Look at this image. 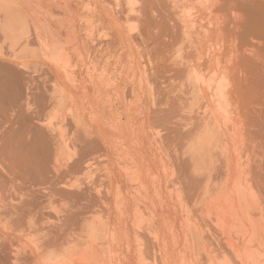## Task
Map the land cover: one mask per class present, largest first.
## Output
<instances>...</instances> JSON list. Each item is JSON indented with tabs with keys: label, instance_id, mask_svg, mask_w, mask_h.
<instances>
[{
	"label": "rangeland",
	"instance_id": "1",
	"mask_svg": "<svg viewBox=\"0 0 264 264\" xmlns=\"http://www.w3.org/2000/svg\"><path fill=\"white\" fill-rule=\"evenodd\" d=\"M120 1L8 0L9 7H14V9L13 7L8 9L7 4L5 5L6 0H0V57L1 54L4 57L0 60L10 59L7 65L11 64L13 67L11 65L9 67L22 71L24 81L27 83V92L17 102V106L12 105L17 110L10 107L8 112L15 111L14 114L18 116V113L25 108V111H30L25 105L28 103L31 111L27 114H31L35 111L36 105L41 108L43 106L41 117L53 116L50 118L53 120L52 127L59 129L53 130L55 133L58 132L55 140L59 137L60 142H64L62 140L66 138L65 142L70 138L74 139L76 144L71 140H69L70 144L66 143L69 147L74 144L78 152L74 159L76 161L73 160L77 166H67L72 161L69 159L65 161V158L71 154V149H75L71 146V149L67 147L68 151L66 148L61 150L62 145L58 144L57 148L60 147V149L56 151H60L55 153L53 160L51 159V165L46 166L48 172L45 173V170L44 173L47 176L41 174V177L39 175V177L37 175L31 177V174L28 176L27 169L23 166L8 170L6 166H10L12 162L0 152V166H5V169L10 172L2 173L1 177L4 176L2 179L5 182L0 178V264H37L38 261V264H45L43 261L47 260L46 256H49V259L55 258V254L61 249L64 251L65 247L66 250L70 248L67 251H72L73 254L68 252L69 255L72 254L71 257L73 255L76 257L74 261L68 256L72 263L74 262L73 264H76L75 262L97 264V261L98 263L103 261L101 264H154L155 262L156 264H202L206 262L207 252L201 249L204 241L199 240L200 236L207 240L206 244L213 245V249L216 246L214 240L220 232L213 224H210L208 219H202L199 210L205 207L207 196L215 189L214 184H211L209 189L206 187L207 177L211 175L213 183L217 179L219 172L217 169H220L218 168L220 164L217 163L218 166L213 162V165L216 164L212 165L213 167L209 164L211 169L208 170L209 172L206 170L208 169L206 164V169L198 166L204 169L203 171L200 168L196 170L192 157L186 152L190 141L187 139H191L190 134L193 135V131L198 127V114L203 112L202 104L206 102L201 99L204 100L201 101V106L196 101L195 103L192 97L190 98L193 96L190 90L187 91L190 89L187 78L184 79L187 81L186 85L183 84L185 72L183 64L188 58L194 61V54L192 55L191 50L187 49L189 44L181 43L180 32L174 29V23L177 22L174 21L176 19L173 15L174 10L167 0H140V3L138 0L133 10L129 9L124 0L121 3ZM12 2L14 4L10 6ZM118 2L120 6L117 5ZM237 4H240V0H221L218 6L214 4L216 6L214 10L219 11H216L214 15L220 17L221 22L225 20L222 23L223 26H229L226 30L230 32H226L225 27L222 29L224 33L226 32L224 36L222 33L226 41H228L226 39L228 34L236 32L234 22H231L236 14L242 16V21L249 19L247 10L245 9V12L242 7L238 8ZM12 12H16L15 16H19L17 21H14L16 17L13 15L15 19L11 23L12 20L6 21L8 17L12 19L11 15H6ZM20 16L24 17V22L27 21L25 25L20 24L23 20ZM234 21L237 22V19ZM7 22L12 26L10 28L8 25L10 29L6 26ZM17 22L20 23L16 25ZM14 36L20 37L18 43L11 40V37L15 38ZM232 36L233 34L229 40ZM248 40L240 41L239 39V43L237 42V47L241 48L238 51L241 59L238 57L235 58L236 62H232L235 68L239 67V69L235 70L231 62L229 68H232L234 72L230 71L231 74L228 72L230 74L228 75L233 79L230 80L233 81L231 90L236 89L239 90L238 93L241 92L239 93L241 97L238 98L240 109L244 108L247 111L248 107L249 112V115L244 113L245 110L243 112L246 115L244 118L246 122L243 121L247 124L244 131L246 141L244 136L240 138L242 139L238 144L240 151L238 150L239 152L235 154L241 152L243 154L242 156L240 154L241 159L249 155L248 160L252 162L248 165H251L252 169L250 167L249 170L251 169L252 172L247 168L246 171L249 175L251 174L252 180L255 178L259 181L258 184L255 180L254 182L251 180L253 186L255 183L260 187L263 184L261 188L257 187V184L256 188L254 187L257 192L258 189L261 190H259L260 193L258 192L259 198L264 197V190H262L264 188V167H262L264 166V91H262L264 90V51L258 52L262 58L259 59L260 61L248 54L244 55V50H251L263 44V41L257 38L250 39L251 42ZM180 50L183 52L180 53ZM66 58L70 61L65 60ZM222 59L225 60V58ZM16 60L26 67L16 66ZM250 60L252 62H248ZM177 61L181 62V66L177 64ZM3 63L6 65V61ZM3 63L0 62V65ZM241 72L244 73L241 74ZM241 78L247 79V82L242 81ZM52 85L58 88L56 87L54 91ZM240 88L244 91L242 92ZM56 91L57 94H54ZM59 100L62 102H58ZM71 100L82 108L79 111L85 113L83 118H79ZM37 101L42 104L38 105ZM18 106L24 109L18 110ZM66 108L77 115H73L72 118V113L68 114L69 111ZM11 113H7L8 117L7 115L0 117L1 142L3 135L13 132L9 124H12L17 116L14 118L15 115ZM243 113L241 112L242 115ZM49 118L46 117V119ZM74 118L83 119L81 121L85 122L87 129L85 126L82 127V124L74 123ZM62 119L64 125L61 127ZM35 120L37 124L39 122L41 125L48 124L44 123L47 122L45 119ZM55 122H57L56 125ZM255 122L259 124V128L256 127ZM247 128L250 129V133L247 132ZM261 128L263 131L260 130ZM188 130L192 132L189 133ZM248 134L251 135L248 136ZM62 137L66 138L62 139ZM86 140L91 142L89 145L93 148L90 147V153L81 156L83 143ZM65 142L63 145L66 147ZM66 153L70 154L66 155ZM218 154H216L217 157ZM219 158H222L220 154L217 159ZM77 160L80 161L77 162ZM243 160L246 161V159ZM245 161L242 163L248 162L245 163ZM62 163L66 166H62ZM40 180L43 182L40 183ZM76 182L82 186L70 187ZM2 186L5 189H2ZM207 189L210 192L208 194H206ZM19 194L22 197H19ZM10 197L15 201L12 202ZM97 219L102 221L99 222ZM196 226L202 231L197 230ZM93 227L96 229L99 227V230L105 231L98 232V235L102 234L100 239L96 237L98 229L94 228L93 232ZM91 245L97 246L96 249ZM101 245H104L103 251ZM89 246L93 249L87 248ZM89 252L93 257L89 255ZM65 253L62 255L66 256ZM99 253H103V258ZM77 256L81 259L78 260ZM95 257L102 259L100 258V261ZM48 261L46 264H50L52 259L50 263Z\"/></svg>",
	"mask_w": 264,
	"mask_h": 264
},
{
	"label": "bare ground",
	"instance_id": "2",
	"mask_svg": "<svg viewBox=\"0 0 264 264\" xmlns=\"http://www.w3.org/2000/svg\"><path fill=\"white\" fill-rule=\"evenodd\" d=\"M119 0H116V2ZM123 1V0H121ZM120 1V3H121ZM127 5L130 7L129 9L133 10L134 9V5L136 6V2L138 0H124ZM221 0H167V2H169L172 6L173 11V15L175 16L176 19H174V21L176 20L177 22L174 23V29H178L180 32V35L182 37V42L181 43H185V45H190L187 47V49L192 52V55L194 56V61L190 58H188V60L186 59V63L183 64V68L185 70V72L183 73V80L187 78V81L184 80L183 84L186 82L189 83V88L187 91L190 90V94L193 96H190V98L192 97V99L194 100V102L196 101L197 104L201 103V101L203 102L204 100L206 101L205 104H202V113L198 114V127L195 129V131H193V135L190 134V138L191 139H187L190 140L187 144V148H186V152L187 154H190V156L192 157V161L194 162V165H196V170L198 168H200L202 171L204 169H206L205 164L207 165L206 169L207 171L210 169L209 168V164L212 166L213 162H215L218 166V168H220L219 170L217 169L218 172V176L217 179L212 183L211 182V175H208L207 177V181H206V187L209 189V186L211 184H214L213 188L215 187L213 193L208 192L207 189V193H210L207 196V200H205V207L201 210H199V214L201 215L202 219H208L210 224H213L217 229L218 232H220V235H218V237L214 240L216 243V246L213 249V245H208L206 244V241L203 239L204 237H201L199 240H203L204 242H202V250H205L207 254V257L205 260L206 262L202 263V264H264V197H262L261 200H259L258 198V192L260 189H258V192L256 191V184L255 186H253V180H255V178L252 180L251 178V174L249 175L246 171V168L248 169V171H250L252 169L251 165L248 163L252 162L250 160H248L249 155H246L247 158H243L241 159L240 154H235L238 150L240 151V146L238 147L239 141L241 143L240 139L241 137L244 136V131L246 130V123H244V121L246 122V120L244 119L246 117V115H244V113L249 115L248 112V107H247V111L243 109H240V102H238V98L239 96L241 97V92L238 93V91L236 89L231 90L232 85L230 80L231 77L229 78V75L231 74L230 71L234 72V70H232V68L230 67V63L233 61H235V58H238V51H240V49L237 47V42L239 43V39L241 40H253L255 38L259 39L260 41H263V44L261 46H255L254 48H252L251 50H244V55L248 54V56H251L253 59L254 57L259 60L261 58V55H259V51H264V0H240V4H237V7L240 8L242 7L245 11V9L247 10V13L249 15V19L242 21V16L241 15H235V19H237V22H234V26L236 27V32L234 31V33H231L232 39L229 40V38H231V35H229L230 37L228 38V35L226 37V39H228V41H226L223 36L226 35L225 33L228 31L226 30V28H228V25L223 26L224 21L221 22V18L218 16H215V12L217 10H214V4H219ZM7 2V3H6ZM5 5L6 8L8 7V9H11L13 6V2L10 6H12L11 8L9 7L8 4V0H6ZM239 2V1H237ZM11 3V2H9ZM140 3V0L139 2ZM119 5V2L118 4ZM93 6V5H91ZM120 6V5H119ZM221 6V5H220ZM4 7V6H3ZM3 7H1L3 9ZM170 7V6H169ZM216 8V6H215ZM222 8V6H221ZM7 9V10H8ZM14 9V7H13ZM21 9V8H20ZM218 9V8H217ZM223 9V8H222ZM3 11V10H1ZM4 11L5 7H4ZM14 11V10H12ZM16 11V10H15ZM8 12H10L8 10ZM135 12V11H134ZM219 12V11H217ZM246 12V11H245ZM7 13V12H6ZM5 13V14H6ZM13 13V14H12ZM11 14H8L6 16H10L11 17L14 15V17H16L17 21V16H15L16 12H12ZM131 13V11H130ZM221 14V13H220ZM218 15V14H216ZM10 17V18H11ZM14 17H12V19H9V17L7 18L6 21H13V19H15ZM20 18H22V16H20ZM22 22L20 19H18V21L20 20V24H24L26 22L24 17L22 18ZM97 22V21H96ZM172 22V21H171ZM230 22V23H231ZM7 22L6 26L7 28L12 27L11 24ZM17 22L16 25L19 24ZM129 23V22H128ZM226 24V23H225ZM232 24V23H231ZM230 24V25H231ZM241 24V25H240ZM9 25V26H8ZM13 25V24H12ZM25 25V24H24ZM23 25V26H24ZM223 27H222V26ZM15 27V23L13 25ZM228 26V27H227ZM232 26V27H234ZM240 26V27H239ZM172 27V26H171ZM225 27V28H224ZM235 27L233 30H235ZM9 28V29H10ZM17 28V26H16ZM225 29L226 32L224 33V31H222V29ZM19 29V28H18ZM172 29V28H171ZM173 29V30H174ZM232 31V28H230ZM20 30V29H19ZM22 30V28H21ZM100 30V29H99ZM23 31V30H22ZM98 32V31H97ZM230 32V30L228 31ZM222 33L223 36H222ZM20 34V33H19ZM176 34V33H175ZM23 35V34H21ZM20 35V36H21ZM91 35V34H90ZM99 35V34H98ZM102 36V35H101ZM174 36V34H173ZM172 36V37H173ZM15 38L17 36H14ZM27 37V36H25ZM93 37V35H92ZM15 38L11 37V40L15 41V43L19 42V38ZM24 38V37H23ZM29 38V37H28ZM174 38H176V36H174ZM22 39V36H21ZM178 39V37H177ZM181 39V38H180ZM18 40V41H17ZM175 40V39H174ZM248 40V41H249ZM250 40V42H251ZM177 41V40H176ZM94 42V41H93ZM24 43V42H23ZM187 43V44H186ZM248 43V42H247ZM27 44V43H26ZM179 44V43H178ZM241 45V44H240ZM243 45V43H242ZM258 45V44H257ZM27 46V45H26ZM175 47V46H174ZM260 47V48H259ZM26 48V47H25ZM182 48V47H181ZM227 48V49H226ZM259 48V50H258ZM29 49V47H28ZM174 49V48H173ZM177 49V48H176ZM227 51H226V50ZM26 50V49H25ZM175 50V49H174ZM29 51V50H28ZM178 51V50H177ZM188 51V52H189ZM25 52V51H24ZM179 52V51H178ZM183 52L180 50V53ZM32 53V52H31ZM64 55V53H63ZM62 55V57L64 58V56ZM184 55V54H183ZM191 55V54H190ZM238 55V56H237ZM180 56V54H179ZM8 57V56H7ZM61 57V56H60ZM172 57V56H171ZM182 57V56H181ZM188 57V56H187ZM191 57V56H189ZM0 58H4L3 55L1 54ZM10 58V57H9ZM222 58H225V60H223ZM240 58V57H239ZM53 59V58H52ZM62 59V58H61ZM177 59V58H176ZM179 59V57H178ZM182 59V58H180ZM241 59V58H240ZM243 59V58H242ZM247 59V58H246ZM262 59V58H261ZM3 60V61H1ZM0 62H5L6 61V65L1 64L0 65V117L2 116H6L8 117L7 113H11L8 112L10 110V107L13 109V106H17V102L20 101V99L22 98L23 94L25 92H27L26 90V86L27 83H25L24 81V75L22 73V71L17 70L15 68H11L7 65V62L9 64L10 59H1ZM15 59H13L14 61ZM67 60V58L65 59ZM69 60V59H68ZM67 60V61H68ZM183 60V59H182ZM17 61V60H16ZM54 61V60H53ZM70 61V60H69ZM68 61V62H69ZM237 61V60H236ZM235 61V62H236ZM240 61V60H239ZM246 61V60H245ZM260 61V60H259ZM264 61V60H263ZM12 62V61H11ZM66 62V61H65ZM67 62V63H68ZM178 62V61H177ZM184 62V61H183ZM232 62V64H233ZM242 62V61H241ZM240 62V63H241ZM248 62H252L251 60ZM262 62V61H261ZM14 64V62H12ZM17 63V64H16ZM16 66H20V67H26L23 63H19L18 61L16 62ZM239 63V62H238ZM258 63V62H257ZM177 64H181V62L177 63ZM247 64V63H246ZM234 65V64H233ZM258 65V64H257ZM12 66V65H11ZM181 66V65H180ZM239 66V65H238ZM237 66V67H238ZM254 66V65H253ZM256 66V65H255ZM13 67V66H12ZM245 67V65H244ZM231 69V70H229ZM234 69L237 70L239 69V67L236 69L235 65H234ZM182 70V69H181ZM183 70V71H184ZM229 70V71H228ZM263 70V69H262ZM230 74H229V73ZM239 72V71H238ZM262 72V71H261ZM107 73V72H106ZM236 73V72H235ZM244 72H241V74ZM229 74V75H228ZM256 74V73H255ZM67 75V74H66ZM185 75V76H184ZM240 75V74H239ZM234 76V75H233ZM119 78V77H118ZM181 78V77H180ZM71 79V78H70ZM115 79H117L115 77ZM240 79V78H239ZM238 79V80H239ZM242 79V78H241ZM247 82V79H244ZM242 79V81H244ZM114 81V80H113ZM240 81V80H239ZM260 81V79H259ZM180 82V81H179ZM56 83V82H55ZM244 83V82H243ZM258 83V82H257ZM264 83V81H263ZM57 84V83H56ZM54 84V85H56ZM182 84V83H180ZM182 84V86H183ZM240 84V82H239ZM263 85V84H262ZM53 86V85H52ZM236 86V84H235ZM245 86V85H242ZM247 86V85H246ZM245 86V87H246ZM260 86V85H259ZM54 87V86H53ZM58 88V86L54 87V91L56 90L55 88ZM179 87V85H178ZM238 87V86H237ZM253 88V87H252ZM259 88V87H258ZM261 88V87H260ZM259 88V89H260ZM187 89V88H186ZM185 89V90H186ZM239 89V88H238ZM256 89V88H255ZM60 90V89H59ZM181 90V89H180ZM241 90V88H240ZM251 90V88H250ZM254 90V89H252ZM52 91V90H51ZM65 91V90H64ZM63 91V92H64ZM242 92L244 91L243 89L241 90ZM246 91V90H245ZM264 91V90H262ZM247 92V91H246ZM251 92V91H250ZM262 93V92H261ZM57 94V91L56 93ZM239 94V95H238ZM38 95V94H37ZM53 95V94H52ZM64 95H66L64 93ZM245 95V93H244ZM246 95H248L246 93ZM59 96V95H57ZM235 96L237 98H235ZM243 96V95H242ZM34 97V96H33ZM38 97V96H36ZM40 97V95H39ZM55 97V96H54ZM68 97H69V93H68ZM31 98V97H30ZM42 99V97H40ZM60 98V97H59ZM29 99V98H28ZM34 99V98H32ZM36 99V98H35ZM40 99V100H41ZM204 99V100H201ZM240 99V98H239ZM37 100H39L37 98ZM52 100V99H51ZM57 101V99H56ZM62 102V100H59L58 102ZM73 103L74 101L71 100ZM40 101H37L38 105L42 104ZM45 102V101H44ZM55 101H53L54 103ZM67 102V101H66ZM65 102V103H66ZM71 102V104H72ZM191 102V101H190ZM195 102V103H196ZM244 102V101H243ZM247 102V101H246ZM36 103V104H37ZM193 103V102H192ZM15 104V105H13ZM44 104V103H43ZM56 104V102H55ZM67 104V103H66ZM13 105V106H12ZM22 105V104H21ZM28 106L27 110H30V106L29 104H25ZM35 105V103H34ZM54 105V104H53ZM75 105V103H74ZM194 105V103H193ZM198 105V106H199ZM69 106V103H68ZM201 106V105H200ZM23 107H26L23 105ZM21 107V108H23ZM53 107V106H52ZM55 107V106H54ZM70 107V106H69ZM245 107V108H246ZM19 110V106L17 107ZM20 108V109H21ZM201 108V107H200ZM16 108H14L15 110ZM24 109V108H23ZM26 109V108H25ZM25 109L18 113V116L14 114V112L17 110H15L14 112H12L11 114H14L17 119L11 121L13 122L12 124H9L10 128L12 129V133H9L7 135H3L2 137V142L0 141V152L3 153V155H5V157H7L6 159L12 162V166H6L8 168V170H13L15 168H18V166H23L24 168L27 169V173L29 174L28 176L31 177L33 176H40L41 174L46 175L45 173H47V167L46 166H50L51 165V159L53 160V157L55 155V153L57 151L56 149H60L57 148L58 144L59 146H61V150L63 148L69 147L68 145L69 140H71V138L69 140H67L66 142H68L69 144H67L65 142V140L67 139L66 137H62V140L65 142L66 147L63 145L64 142H60L59 140L60 137L57 140H55L56 137H58L56 134L58 132H53V130H59L57 129V127L54 128V126L52 127L53 124H51L53 122L52 119L53 118L50 117L49 115L46 116L49 119H46V117L42 118L41 117V109L43 110V106L41 108V106H37L35 108V111L31 114H27V112L30 111H25ZM67 111H69L68 114H71L72 110L66 108ZM74 109L77 111L79 118H83L85 116V113H83L81 111H79V109L81 110L82 108L78 107L77 105H75ZM253 109V108H252ZM54 110V109H53ZM65 110V109H64ZM200 110V109H199ZM245 110V112H244ZM13 111V110H12ZM57 111V110H56ZM79 111V112H78ZM84 111V110H83ZM65 112V111H64ZM85 112V111H84ZM241 112L243 113V115L241 114ZM248 112V113H247ZM11 114L9 115L11 117ZM17 114V113H16ZM12 115V116H14ZM66 115V114H65ZM73 114L71 115V117L73 118ZM77 115V114H76ZM75 115V116H76ZM77 116V118H78ZM9 117V118H10ZM45 119V121L47 120V122H44L46 125H41V123L39 122V124H37V120L38 119L41 121V119ZM67 117V116H66ZM255 117V116H254ZM8 118V119H9ZM71 118V119H72ZM74 118L73 121L75 120L74 123L77 124H82L81 126H85L86 124H84V121H81L83 119H77ZM248 118V116H247ZM246 118V119H247ZM250 118V117H249ZM263 118V117H261ZM1 119V118H0ZM3 122L1 120L2 123H4V118ZM67 119V118H66ZM7 120V119H6ZM11 120V119H10ZM50 120V121H49ZM63 120V119H62ZM60 121L62 124L59 125L62 127L64 124V120ZM76 120H78V122H76ZM192 120V119H191ZM190 120V121H191ZM244 120V121H243ZM250 120V119H249ZM9 121V120H8ZM50 123H49V122ZM59 121V120H58ZM57 121V122H58ZM248 121V119H247ZM260 121V120H259ZM10 122V121H9ZM36 122V123H35ZM55 122V125L56 123ZM251 122V121H250ZM192 123V122H191ZM248 123V122H247ZM256 123V122H255ZM254 123V124H255ZM264 123V121H263ZM43 124V123H42ZM190 124V123H189ZM197 124V122H196ZM195 124V125H196ZM4 125V124H3ZM12 125V126H11ZM58 125V126H59ZM193 125V124H192ZM194 125V126H195ZM257 125V123H256ZM255 125V126H256ZM17 126L15 129H13V127ZM52 128H51V127ZM249 126V123H248ZM259 124L256 126L258 127ZM78 127V126H77ZM192 127V126H190ZM250 127V126H249ZM248 127V128H249ZM86 128V126H85ZM247 128V132L250 130H248ZM259 128V127H258ZM87 129V128H86ZM192 129V128H191ZM264 129V127H263ZM6 130V129H5ZM54 130V131H55ZM85 130V129H84ZM262 130V128L260 129ZM65 131V130H64ZM189 131V130H188ZM263 131V130H262ZM60 132V131H59ZM62 132V129H61ZM66 132V131H65ZM192 131H189V133H191ZM256 132V131H255ZM54 133V134H53ZM69 133V132H68ZM188 133V134H189ZM250 133V131H249ZM257 133V132H256ZM61 133H59L60 135ZM63 134V132H62ZM252 134V132H251ZM251 134H248V136H250ZM56 135V136H55ZM75 135V134H74ZM83 136V134H81ZM247 135V134H246ZM2 136V134H1ZM65 136V133H64ZM85 136V135H84ZM83 136V137H84ZM192 136V137H191ZM246 136H244V140ZM74 138V137H73ZM93 138V137H92ZM188 138V137H186ZM248 138V137H247ZM250 138V137H249ZM77 139V138H76ZM87 139V137H86ZM1 140V139H0ZM74 140V139H73ZM71 140V142L73 141ZM80 140V139H77ZM90 140V139H89ZM97 140V139H96ZM252 139H247V141H249ZM62 143V144H60ZM244 141V143H245ZM263 141V140H262ZM79 142V141H78ZM81 142V141H80ZM94 142V141H93ZM73 143H75L73 141ZM91 143V142H90ZM88 142V140L85 141L83 149H82V154L81 156H84L89 152V149L91 150V145ZM96 143V142H95ZM57 144V145H56ZM76 144V143H75ZM252 144V143H251ZM250 144V145H251ZM64 146V147H63ZM71 146L74 147V144L70 145L69 149H71ZM76 146V145H75ZM91 147V148H90ZM249 147V145H248ZM259 147V146H258ZM75 150L71 149V152L69 150V152L71 153H66L70 154L67 155V158H65V161L67 159L71 160V164L67 166H77V163H75L74 160L75 156L78 155L77 149L76 147H74ZM253 149V148H252ZM256 149V147H255ZM81 150V149H80ZM66 151V150H65ZM68 151V149H67ZM238 151V152H239ZM247 151V150H246ZM252 151V150H251ZM185 152V151H184ZM183 152V153H184ZM217 152V153H216ZM264 152V151H263ZM59 153V152H58ZM57 153V154H58ZM77 153V155H76ZM220 154V157H222L221 159L219 158V160L217 159L218 157L216 154ZM236 157H235V155ZM244 154H246V152H244ZM60 155V153H59ZM214 155H216V157H214ZM239 155V156H237ZM243 154H241L242 156ZM63 156V155H62ZM69 156V158H68ZM89 156V155H87ZM189 156V155H188ZM245 156V155H244ZM251 156V155H250ZM4 157V156H3ZM2 157V158H3ZM253 157V156H252ZM83 158V157H82ZM215 158L217 160H215ZM81 159V158H80ZM190 159V158H189ZM248 161L246 163L245 160ZM252 159V158H251ZM8 160V161H9ZM74 160V161H73ZM215 160V161H214ZM221 160V162H220ZM80 161V160H79ZM77 160V162H79ZM219 161V162H217ZM242 161L247 164L242 163ZM7 162V161H5ZM10 162V163H11ZM9 163V162H8ZM66 163V162H65ZM104 164V163H103ZM198 164V165H197ZM215 164V165H216ZM245 166H244V165ZM66 164L62 163V166ZM204 165V166H202ZM213 165V166H215ZM201 166L204 169H202ZM212 166V167H213ZM249 166V167H246ZM46 167V168H45ZM104 167V166H103ZM106 167V166H105ZM108 167V166H107ZM111 167V166H110ZM251 167V169L249 170V168ZM260 168V166H257ZM264 167V166H262ZM215 168V167H214ZM194 169V168H193ZM198 169V170H200ZM213 169V168H212ZM255 169V168H254ZM253 169V171H254ZM264 169V168H263ZM19 170V169H18ZM46 170V172L44 173V171ZM105 170V169H104ZM108 169H106L107 171ZM205 170V171H206ZM211 170V169H210ZM261 170V169H259ZM201 171V172H202ZM6 172V173H10L5 169V166H0V178L3 181L4 179H2V173ZM109 172V170H108ZM194 172V171H193ZM209 172V171H208ZM252 172V171H250ZM26 173V174H27ZM131 173V172H130ZM207 173V172H206ZM4 174V173H3ZM25 174V175H26ZM88 174V173H87ZM106 174V173H105ZM200 174V173H199ZM259 173H257L258 175ZM7 175V174H6ZM18 175V174H17ZM42 175V178H43ZM9 176V174H8ZM38 176V177H39ZM47 176V175H46ZM88 176V175H86ZM92 176V175H90ZM89 176V177H90ZM112 176V175H111ZM201 176V175H200ZM7 177V176H6ZM10 177V176H9ZM8 177V178H9ZM110 177V176H109ZM28 178V177H27ZM46 178V177H45ZM108 178V177H107ZM251 178V179H250ZM11 179V177L9 178ZM44 179V178H43ZM42 179V180H43ZM92 179V177H91ZM90 179V180H91ZM205 179V178H204ZM7 180V179H6ZM29 180V179H28ZM40 180V183L41 181ZM253 182H252V181ZM260 180V179H259ZM264 180V178H263ZM44 181V180H43ZM42 181V182H43ZM256 182L259 181L255 180ZM5 182V181H3ZM10 182V181H9ZM32 182V181H31ZM61 182V181H60ZM67 182V181H66ZM74 182V180H73ZM262 182V181H260ZM14 183V182H13ZM11 184V183H10ZM257 184V187L259 186ZM81 184L78 185V182L73 183V185H70V187H79ZM263 184H261L262 187ZM5 186V184H4ZM82 186V185H81ZM80 186V187H81ZM3 187V186H2ZM7 187V186H6ZM255 187V188H254ZM260 187V186H259ZM260 187V188H261ZM2 189H5L4 187ZM1 189V190H2ZM18 189V188H17ZM80 189V188H79ZM15 190V189H14ZM19 190V189H18ZM25 190V189H24ZM264 190V188L262 189ZM261 191V190H260ZM5 192V191H4ZM15 192V191H14ZM62 192V191H61ZM12 193V192H11ZM260 193V192H259ZM264 193V192H263ZM13 194V193H12ZM22 194V193H21ZM24 194V193H23ZM28 194V193H27ZM51 194V193H50ZM262 194V193H261ZM11 195V194H10ZM260 195V194H259ZM263 195V194H262ZM1 196V195H0ZM5 196V195H4ZM9 196V195H8ZM19 197H22V195H18ZM17 196V197H18ZM158 196V195H157ZM7 197V196H6ZM27 197V196H26ZM11 198V197H10ZM71 198V197H70ZM9 199V198H8ZM7 199V200H8ZM74 199V198H73ZM3 200V199H2ZM12 202L15 201V199L11 198ZM17 200V199H16ZM21 201V200H20ZM262 201V203H261ZM9 202L10 199H9ZM19 202V201H18ZM24 202V201H23ZM29 203V202H28ZM5 204V203H4ZM9 204V203H6ZM20 204V203H18ZM30 204V203H29ZM13 205V204H12ZM28 205V204H27ZM65 205V204H64ZM203 206V205H202ZM3 207V206H2ZM65 207V206H64ZM4 208V207H3ZM16 207L13 206V209ZM19 208V206L17 207ZM108 208V207H107ZM10 210V209H9ZM68 211V210H67ZM145 211V210H144ZM94 212V211H93ZM98 212V211H97ZM9 213V211H8ZM11 213V212H10ZM66 213V212H65ZM147 213V212H146ZM14 214V213H13ZM18 214V213H17ZM20 214V213H19ZM93 214V213H92ZM15 215V214H14ZM24 215V214H23ZM72 215V214H71ZM69 215V216H71ZM143 215V214H142ZM5 216V215H4ZM13 216V215H12ZM16 216V215H15ZM20 217V216H18ZM15 218V217H14ZM75 218V217H74ZM99 218V217H98ZM86 219V218H85ZM24 220V219H23ZM29 220V219H28ZM89 220V219H88ZM87 220V221H88ZM98 220V219H97ZM25 221V220H24ZM58 221V220H57ZM62 221V220H61ZM84 221V220H83ZM96 221V220H95ZM92 221V222H95ZM99 222H101L100 220H98ZM152 221V220H151ZM188 221V220H187ZM31 222V221H30ZM17 223V221H16ZM28 223V222H27ZM35 223V222H34ZM33 223V224H34ZM153 223V221H152ZM30 224V223H29ZM32 224V225H33ZM99 224V223H98ZM101 224V223H100ZM190 224V223H189ZM50 225V224H49ZM198 225V224H197ZM60 226V225H59ZM91 226V225H90ZM89 226V227H90ZM96 227V224L94 225ZM98 226V225H97ZM100 226V225H99ZM189 226V225H188ZM199 226V225H198ZM196 226L197 230H200L199 227ZM209 226V225H207ZM206 226V227H207ZM33 227V226H32ZM43 227V226H42ZM61 227V226H60ZM88 227V226H87ZM93 227V232L95 230H97L99 227H97V229ZM102 227V226H101ZM149 227V226H148ZM37 228V227H36ZM45 228V227H44ZM95 228V230H94ZM208 228V227H207ZM62 229V227H61ZM60 229V230H61ZM89 229V228H88ZM92 230V228H90ZM150 229V228H149ZM215 229V228H214ZM45 230V229H44ZM51 230V229H50ZM103 230V229H102ZM102 230H97L96 232V237L97 239H100V235H98V232L102 231ZM105 230V229H104ZM208 230V229H207ZM37 231V230H36ZM63 231V230H62ZM86 231V229H85ZM153 231V230H152ZM202 231V230H200ZM217 232V230H215ZM60 232V231H59ZM56 233V232H55ZM64 233V232H63ZM62 233V234H63ZM92 233V232H91ZM91 233H89L91 235ZM152 233V232H150ZM33 234V233H32ZM52 234V233H51ZM85 234V233H84ZM88 234V235H89ZM94 234V233H92ZM153 234V233H152ZM200 234V233H199ZM204 234V233H203ZM219 234V233H218ZM67 235V234H66ZM95 235V234H94ZM104 235V234H103ZM202 235V233H201ZM213 235V234H212ZM216 235V234H214ZM48 236V235H47ZM93 235H91L92 237ZM99 236V237H98ZM105 236V235H104ZM154 236V235H152ZM220 236V237H219ZM44 237V236H43ZM65 237V236H63ZM72 237V236H70ZM103 237V236H102ZM29 238V237H28ZM67 238V237H66ZM83 238V237H82ZM93 238L95 239V237L93 236ZM89 239V238H88ZM92 239V240H94ZM95 239V240H97ZM102 239V238H101ZM214 239V237H213ZM68 240V239H67ZM72 240V239H71ZM79 240V239H78ZM74 241V240H73ZM156 241V240H155ZM61 242V241H60ZM94 242V241H93ZM96 242V241H95ZM210 242V241H209ZM55 243V242H54ZM68 244V242H65ZM81 243V242H80ZM85 243V242H84ZM83 243V244H84ZM106 243V242H105ZM214 243V244H215ZM59 244V242H58ZM57 244V245H58ZM72 244V241H71ZM91 244V243H90ZM88 244V245H90ZM96 244V243H95ZM61 245V244H60ZM70 245V243H69ZM74 245V244H73ZM86 245V243H85ZM63 246V245H62ZM61 246V247H62ZM75 246V245H74ZM80 246V245H77ZM92 246V245H91ZM91 246L87 247L90 248ZM94 246V245H93ZM92 246V247H93ZM102 246V245H101ZM104 246V245H103ZM103 246H102V251H103ZM198 246V245H197ZM70 247V246H69ZM72 247V246H71ZM76 247V246H75ZM74 247V248H75ZM91 247V248H92ZM97 247V246H95ZM93 247V248H95ZM99 247V246H98ZM59 248V247H58ZM73 248V247H72ZM92 248V249H93ZM193 248V247H192ZM57 249V248H56ZM70 250V248H68ZM67 249V250H68ZM79 249V248H77ZM76 249V251H77ZM91 249V250H92ZM96 249V248H95ZM98 249V248H97ZM60 250V249H59ZM64 251L58 252L62 255V253H65L66 247L65 249H63ZM66 250V251H65ZM81 250V249H79ZM88 249H86L87 251ZM99 250V249H98ZM198 250V247H197ZM75 251V252H76ZM100 251V250H99ZM101 251V252H102ZM107 251V250H106ZM194 251V250H192ZM20 252V251H19ZM69 251H67L65 255H62V257L59 256L58 253H56L54 260L52 259L51 263H50V259L49 256L46 261H48V263L50 264H73L72 261L70 260V258L68 256L71 257V255L73 254L72 251H70L72 254L69 255L68 253ZM80 251H78L79 253ZM85 252V249H84ZM16 253V252H15ZM55 253V252H54ZM68 253V255H67ZM81 253V252H80ZM87 253V252H86ZM90 253V252H89ZM200 253V252H199ZM50 254V253H49ZM85 254V253H84ZM101 254V257L103 256V253H99ZM98 254V255H99ZM106 254V253H105ZM77 255V254H76ZM89 255L92 256V254L90 253ZM194 255V254H193ZM51 256V255H50ZM64 256V257H63ZM74 256V255H73ZM71 257V259L74 261H76V257ZM82 256V255H80ZM85 256V255H83ZM88 256V254H87ZM202 256V255H201ZM200 256V257H201ZM52 257V256H51ZM90 257V256H89ZM93 257V256H92ZM98 257V256H97ZM96 258L98 260H100V258ZM106 257V256H105ZM78 260L81 259V257H78ZM87 258V257H86ZM103 258V257H102ZM101 258V259H102ZM156 258V257H155ZM146 259V258H145ZM45 260V258H44ZM88 260V259H87ZM156 260V259H154ZM201 260V259H200ZM46 261L45 262L46 264ZM83 262V259L81 260ZM80 261V263H81ZM85 261V260H84ZM97 261V260H96ZM101 261V260H100ZM184 261V260H183ZM203 261V260H202ZM201 261V262H202ZM39 262V261H38ZM38 262H36L38 264ZM86 262V261H85ZM93 262V261H92ZM103 262V261H102ZM102 262L97 264H101ZM109 262V261H108ZM150 262V261H149ZM153 262V261H152ZM76 264H78V262H75ZM90 263V262H89ZM157 262H155L154 264H156ZM199 263V262H198ZM82 264V263H81ZM85 264V263H84ZM91 264V263H90ZM94 264V263H93Z\"/></svg>",
	"mask_w": 264,
	"mask_h": 264
}]
</instances>
